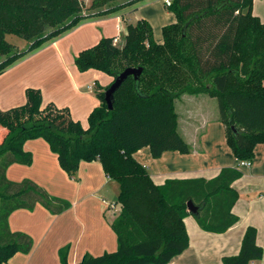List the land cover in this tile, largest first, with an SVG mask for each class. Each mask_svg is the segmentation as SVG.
<instances>
[{"label":"trees","instance_id":"1","mask_svg":"<svg viewBox=\"0 0 264 264\" xmlns=\"http://www.w3.org/2000/svg\"><path fill=\"white\" fill-rule=\"evenodd\" d=\"M85 12L84 0H0V74L45 42L73 28L93 14H110L139 0L111 4ZM255 0H171L166 4L176 21L163 26V41L155 39L147 19L127 24L123 43L103 36L82 50L75 63L81 71L98 69L114 79L127 67H142L139 81L130 75L114 94L113 108L105 101L106 87L96 85L101 103L84 127L68 107L42 106V90L26 88V102L0 107V264L28 253L34 241L12 231L9 217L20 208L40 203L57 214L71 201L50 194L34 180H10L12 163L31 164L24 148L28 139L42 137L58 154L60 165L73 178L82 160L99 159L106 174L119 185L120 211L112 223L118 248L100 255L85 254L71 263L68 247L59 251L62 264H166L190 244L185 218L194 214L201 228L225 232L238 221L233 206L239 192L233 182L241 169L224 167L211 178H171L157 184L148 166L134 155L148 146L154 157L167 150L188 153L190 144L178 131L175 103L183 94H210L218 100L227 142L237 159L253 162L256 146L264 143V20L254 12ZM107 5V6H105ZM8 34L29 41L21 49ZM112 81V82H113ZM235 127L236 130L233 128ZM257 228L249 226L241 250L222 264H251L263 257Z\"/></svg>","mask_w":264,"mask_h":264},{"label":"crops","instance_id":"2","mask_svg":"<svg viewBox=\"0 0 264 264\" xmlns=\"http://www.w3.org/2000/svg\"><path fill=\"white\" fill-rule=\"evenodd\" d=\"M156 1L139 0L115 13L93 14L15 61L0 74V107L24 104L26 88L38 87L42 90V106L52 102L68 107L72 116L87 127L90 112L101 103L97 83L106 87L113 77L93 68L81 71L75 57L103 36L115 37L118 42L126 34L127 24L139 19H147L162 29L175 22V14L166 5L165 9L159 8L158 17L149 13L147 7ZM136 8H142V16L132 21L129 15ZM155 39L162 42L163 36L158 34ZM215 99L210 94H183L176 100L178 131L190 144V152L167 150L154 157L148 146L135 151V157L148 166L157 184L171 178L211 179L222 168L237 166ZM5 133V128L0 127V142ZM24 148L32 153V163H12L7 177L13 181L32 179L50 194L71 201L72 206L57 214L40 203L32 210L13 211L9 217L11 230L28 233L34 244L30 252H18L4 264H62L59 251L66 246L71 263L82 260L87 253L115 251L118 240L112 223L121 207L112 210L104 200L108 196L116 200L119 185L106 174L101 161L82 160L77 178H73L62 168L58 154L46 139H28ZM255 152L253 162L239 167L242 176L233 182L239 192L233 206L238 221L225 232H212L201 228L191 213L185 218L190 244L166 264H222L224 257L240 252L249 226L257 228V242L264 249V143H259ZM251 264H264V254Z\"/></svg>","mask_w":264,"mask_h":264},{"label":"rangeland","instance_id":"3","mask_svg":"<svg viewBox=\"0 0 264 264\" xmlns=\"http://www.w3.org/2000/svg\"><path fill=\"white\" fill-rule=\"evenodd\" d=\"M94 1L95 0H84L85 5H86L85 12H92V11H95V10H97L99 8L96 5L95 6L93 5ZM122 1H124V0H111L108 5L118 4V3L122 2ZM105 6H107V5H105ZM159 8L165 9V1L164 0H157L155 3L149 5L147 7V10H149V13L155 15V17H158ZM254 9L256 11L255 13L260 15L262 17V19L264 20V0H256ZM129 16L132 17V21H136L138 19L137 18L138 16L139 17L142 16V8L134 9L133 11H131ZM153 26H154V24H153ZM123 28L125 29V25L123 26ZM158 34L163 36L162 28L161 27L159 28L158 24H155V26H154V35H155V37H157ZM123 37H122V39H119L118 43H120V44L123 43V40H124ZM7 38H8L9 41H11L13 44L17 45L21 49H24V48L28 47V45H29V41L28 40H26V39H24V38H22V37H20L18 35H15V34H8ZM215 102L217 103L216 105H218V100L217 99H215ZM210 109H212V107ZM218 110H219V106H218ZM113 199H115L114 196H113V198L108 196V197L105 198L104 201L106 202L108 208H111L112 210L116 209V211H117L119 209L120 204L118 202V198L116 200H113Z\"/></svg>","mask_w":264,"mask_h":264},{"label":"water","instance_id":"4","mask_svg":"<svg viewBox=\"0 0 264 264\" xmlns=\"http://www.w3.org/2000/svg\"><path fill=\"white\" fill-rule=\"evenodd\" d=\"M143 68L142 67H127L122 72H120L117 77L114 79V81L111 83V85L106 89L105 91V101L108 104L109 109L113 108L114 103V94L115 92L120 88V86L123 84V82L130 76L133 75L136 79V82L139 81L140 75L142 73ZM235 130L236 128L233 127ZM188 209L193 214L198 213V206L194 204L192 200L188 202Z\"/></svg>","mask_w":264,"mask_h":264},{"label":"built area","instance_id":"5","mask_svg":"<svg viewBox=\"0 0 264 264\" xmlns=\"http://www.w3.org/2000/svg\"><path fill=\"white\" fill-rule=\"evenodd\" d=\"M164 1H165L166 4H170L171 3V0H164ZM250 164H251V162L246 160V159H242V160L237 159V166L238 167H244V166H248Z\"/></svg>","mask_w":264,"mask_h":264}]
</instances>
